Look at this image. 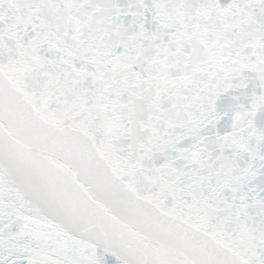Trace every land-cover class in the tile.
Wrapping results in <instances>:
<instances>
[{
	"label": "snow or ice",
	"instance_id": "snow-or-ice-1",
	"mask_svg": "<svg viewBox=\"0 0 264 264\" xmlns=\"http://www.w3.org/2000/svg\"><path fill=\"white\" fill-rule=\"evenodd\" d=\"M0 264H264V0H0Z\"/></svg>",
	"mask_w": 264,
	"mask_h": 264
}]
</instances>
